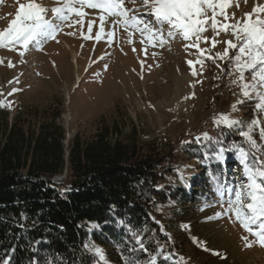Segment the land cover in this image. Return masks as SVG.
<instances>
[{
	"label": "rangeland",
	"instance_id": "obj_1",
	"mask_svg": "<svg viewBox=\"0 0 264 264\" xmlns=\"http://www.w3.org/2000/svg\"><path fill=\"white\" fill-rule=\"evenodd\" d=\"M65 2L0 0V32L12 26L21 5L25 8L29 4L37 5L45 9L41 13L44 19L61 23L55 20L52 9L63 7ZM126 7L132 6L126 4ZM261 7H264V0H229L225 8L229 19L225 21L217 8V20L242 27L245 22L264 20V13L258 11ZM83 11L86 15L80 18L65 10L64 14L69 19L62 23L54 38L45 37L42 41L36 38L29 42L27 48L21 42H0V101L11 105L0 107V112L8 114L9 122L17 113H21L27 121H34L31 109L60 112L59 123L67 132L66 144L77 133L84 136L93 134L100 125L113 122L124 124L127 132L133 124L143 141L170 144L177 162L174 173L166 175L162 185L186 195L189 203L202 204L195 210L189 203L186 206V211L193 213L189 217L192 225L182 232H189L190 243L183 251H178L179 258L187 264H264V247L234 217L208 219L222 209L219 204L204 207L206 202L213 203L218 199L211 175H207V163H201L203 159L194 160L190 153L183 152L184 147H193L191 144L197 146L200 141L209 142L202 134L215 137L218 127L232 129L237 133L239 144L249 146L240 132H246L247 125L254 119L260 124L251 136L257 145L264 146V140L259 135L260 128H264V112L256 108L260 100L251 88L250 98L243 95V85L256 84L258 78L253 79L254 70L242 68L241 79V71L236 68L235 56L239 55L243 41L236 49H229L228 58L216 57V53L226 47L223 41L231 39L237 42L233 35L236 29L230 27L216 37L209 21L204 26L206 34L219 42L214 48L210 42H201L200 47L205 50L201 58L196 48L185 49L184 44L192 40L184 41L179 34L166 37L167 42L161 47L151 46L146 40L141 44L144 37L134 31L131 37L133 43H129L123 26H113L110 23L112 18L107 16L104 32L113 31V37L109 41L105 35L97 41L95 35L100 30L99 15L103 13L87 7ZM136 15L138 19L155 24V17L146 10ZM208 16H211V10H208ZM80 19L83 24L76 23ZM89 20L95 21L91 33L87 28ZM219 27L220 24L217 25ZM86 35L92 38L84 39ZM63 41L76 52V59L70 55ZM133 48L136 50L133 51ZM145 48L147 54L143 50ZM209 56L214 59H208ZM246 59V56L241 57V65ZM188 60H193L194 64L189 66ZM197 60L198 63L195 62ZM193 71L197 75L193 76ZM13 89L17 91L13 92ZM176 91L182 92L184 97L176 96ZM221 115L242 124L232 128L224 123L217 124ZM253 151L257 157L261 155L259 151ZM212 164L217 176L226 185H235L238 180L246 179L241 175L243 165L236 149L226 151L222 162L214 160ZM181 171L186 177L184 182L179 179ZM195 187L201 191L207 189V195L196 193ZM169 201L173 203L169 204ZM169 201L163 208L180 209L175 200ZM259 223L250 227L257 230ZM168 235L172 238L173 231H169ZM171 262L178 261L173 258Z\"/></svg>",
	"mask_w": 264,
	"mask_h": 264
},
{
	"label": "trees",
	"instance_id": "obj_2",
	"mask_svg": "<svg viewBox=\"0 0 264 264\" xmlns=\"http://www.w3.org/2000/svg\"><path fill=\"white\" fill-rule=\"evenodd\" d=\"M31 111L34 121L17 113L9 122L8 114L0 112V259L11 257L10 264H30L36 259L45 264L47 258L60 256L66 264H94L98 257L83 251L84 242L90 239L103 249L109 264H124L121 251L131 254L118 249L117 243H124L129 234L124 226H117L118 217L136 229L147 226L143 238L149 251H156L155 241H148L155 233L167 245L165 252L173 253L179 264L178 251L190 243L183 226L192 225L189 217L193 213L186 211V195L170 186L157 188L166 175L174 173L173 146L143 141L133 124L127 132L119 122L104 123L93 134L77 133L66 144L60 112ZM215 137L222 138L225 147L239 144L232 129L218 127ZM190 146L183 152L194 160L203 159L205 151L211 153L216 147L212 140ZM211 162L206 165L207 175H217ZM207 191L195 187L202 196ZM169 200H175L180 209L163 208ZM189 204L193 210L202 205ZM89 222L100 228L89 233ZM169 231H173L172 238ZM36 240L41 243L35 244ZM135 255L141 261L148 259L143 251ZM157 264L173 262L160 256Z\"/></svg>",
	"mask_w": 264,
	"mask_h": 264
},
{
	"label": "snow or ice",
	"instance_id": "obj_3",
	"mask_svg": "<svg viewBox=\"0 0 264 264\" xmlns=\"http://www.w3.org/2000/svg\"><path fill=\"white\" fill-rule=\"evenodd\" d=\"M126 4L132 7H126ZM76 5H79V7ZM228 5L229 0H66L63 7L52 9V12L55 14V20L61 23L44 19L41 13L45 9L37 5L29 4L27 8L21 5L20 12L17 13V18L12 22L10 29L6 33L0 32V42L5 39H7L8 43L21 42L27 48L29 42L38 36L54 38L62 23L69 19L64 14L65 10L69 13H74L77 17L83 18L86 15L83 8L87 7L91 10L99 9L103 13L99 15L100 30L95 35L97 41L103 39L105 35L109 41L113 37V31L104 32L107 16L112 18L110 23L113 26H123L124 30L128 33L129 43H133L131 37L134 31H138L144 37L140 41L141 44H144L146 40L151 46L158 45L161 47L167 42L166 37H175L179 34L184 41L192 40L191 43L184 44L185 49L196 48L202 58L205 50L200 47L201 42L206 44L210 42L213 48L219 42L214 37L210 39L209 35L206 34L207 29L204 26L210 21L211 28L215 32L216 37L220 36L221 32H227L230 27L236 29L233 35H235L237 42L234 43L231 39L223 41L226 47L223 48L222 52L216 53V57L219 59L228 58L229 49H236L238 43L243 41L242 46L239 47V55L235 56L236 68L241 71L240 78L243 79L242 68L254 70L253 79L258 78L256 84L243 85V95L250 98L251 93L249 92V88L255 91L260 100V103L256 104V108L264 112V20L257 19L245 22L242 27H238L237 24L229 25L226 22L221 23L217 20L218 13L216 9L219 8V14L224 15L226 21L229 19L225 13V8ZM141 10H146L150 15L154 16L155 24L138 19L136 13ZM208 10H211V16H208ZM258 11L264 13V7L259 8ZM76 23L83 24V20H77ZM94 23L95 21L93 20L88 21L87 28L89 33L92 32ZM218 24H220L219 29L217 28ZM129 29L133 31H129ZM90 38H92L90 35L84 36V39ZM135 50L133 48V51ZM143 50L147 54L146 48ZM208 51L210 52L211 49ZM242 56H246L247 59L241 65ZM208 59H214V57L209 56ZM195 62L198 63L199 60ZM187 63L189 66H192L194 61L188 60ZM258 65L259 69L257 70ZM192 75L195 76L197 73L193 71ZM15 91L17 89H13V92ZM187 98L185 97V99ZM240 103H243V101H240ZM5 106L10 107L11 105L0 101V107ZM233 108L235 109V105ZM216 123H224L229 128L242 124L241 121L230 119L225 115H221ZM259 124L260 121L254 119L251 124L247 125L248 130L246 132L243 130L240 132L245 137V142L249 145L248 150L237 144H231L226 147L222 146V138L209 137L207 133H203V137L206 140H212L216 147L212 148L211 153L205 151L204 158L200 162L207 163L209 160L222 162L226 151L237 150L238 158L241 165H243L241 175L246 179L238 180L235 185H226L221 181L220 176L210 174L214 185L213 190L218 199L213 203L206 202L204 207H213L215 204H219L222 211L215 213L214 217H208L209 220L214 218L221 219L225 216L234 217L246 231L255 235L259 244L264 247V146L257 145L251 136V133ZM259 135L261 140H264V128H260ZM199 139L197 137V141ZM253 150L259 151L261 155L257 157ZM179 179L181 182L186 180L182 171L180 172ZM163 187V185L157 186L158 189H162ZM171 203L173 202L169 201V204ZM224 205H227V207H224ZM112 208L114 209L115 206L113 205ZM157 210H161L160 206H157ZM21 218L27 219L24 213H21ZM152 219L155 220L154 217ZM258 221L260 222L258 229L253 230L250 226L256 225ZM155 222L157 224L160 223L159 221ZM116 224L117 226H124L126 232L129 234V239H126L124 243H117L118 249L126 250L131 254L124 255V251H121L124 264H157V257L160 256H163L168 261L173 260L174 254L165 252L167 245L161 244L156 238L155 233L148 237V241H155L156 251L154 254L149 251L146 247L147 242L143 238V233L149 231L147 226L136 229L126 225V222L118 217L116 218ZM23 227L21 225V228ZM79 227H84V225H80ZM183 227L187 228V225ZM98 228H100V225L95 222H89L87 225L89 233L93 229ZM161 231H163V228H161ZM244 239L247 240L246 237ZM40 243V240L35 241V244ZM125 245H127L126 249ZM246 246L250 247L251 245L246 244ZM12 251L14 252L15 249L13 248ZM83 251L98 257V260H95L94 264H109L105 258L103 249L96 246L90 239L84 242ZM140 251L148 254L147 260L141 261L136 258L135 254ZM214 254L219 255V253ZM10 260L11 257L0 259V264H10ZM182 261L183 258H180L179 264H182ZM30 264H39V261L33 259ZM45 264H66V261H62L61 257L57 256L55 260L47 258ZM173 264H177V262H173Z\"/></svg>",
	"mask_w": 264,
	"mask_h": 264
},
{
	"label": "bare ground",
	"instance_id": "obj_4",
	"mask_svg": "<svg viewBox=\"0 0 264 264\" xmlns=\"http://www.w3.org/2000/svg\"><path fill=\"white\" fill-rule=\"evenodd\" d=\"M9 29H10V27H9ZM8 29V30H9ZM7 30V31H8ZM7 31H1V32H4V33H6ZM45 37L44 36H38L37 37V39L38 40H43ZM6 41H7V39H5ZM63 44H64V46L66 47V49L69 51V53H70V55L73 57V59H76L77 58V54H76V52L73 50V48L67 43V42H65V41H63ZM176 96H178V97H180V98H183L184 97V94L182 93V92H180V91H176ZM177 97V98H178Z\"/></svg>",
	"mask_w": 264,
	"mask_h": 264
},
{
	"label": "water",
	"instance_id": "obj_5",
	"mask_svg": "<svg viewBox=\"0 0 264 264\" xmlns=\"http://www.w3.org/2000/svg\"><path fill=\"white\" fill-rule=\"evenodd\" d=\"M64 178V177H63ZM63 178H56L55 180L57 181H61Z\"/></svg>",
	"mask_w": 264,
	"mask_h": 264
}]
</instances>
